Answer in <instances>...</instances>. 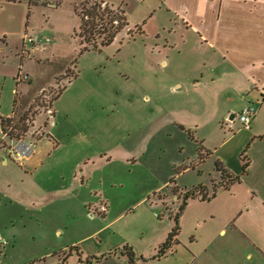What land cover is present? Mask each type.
Masks as SVG:
<instances>
[{
    "label": "rangeland",
    "instance_id": "obj_1",
    "mask_svg": "<svg viewBox=\"0 0 264 264\" xmlns=\"http://www.w3.org/2000/svg\"><path fill=\"white\" fill-rule=\"evenodd\" d=\"M28 7L27 0H0V116L14 113L15 123L26 119L27 131L15 129V135L49 160L44 175L35 178L34 173L30 179L23 169L36 172L40 161L36 157L29 164L14 152L9 155L7 147L20 141L5 137L0 125V264H45L52 246H69L87 236L81 246L95 255L92 264L96 259L130 264L122 254L127 244L134 247L135 264H170L153 260L157 236L170 216L174 226L183 192L202 184L212 191L218 172L214 152L223 141L221 112L234 104L237 115L246 105L233 91L241 90L239 84L226 77L197 84L190 70L198 66L192 62L198 57L185 50L183 55L171 50L165 66L163 53L152 50L151 30L139 35L123 29V37L94 50L81 42L70 0L58 9L33 10L26 32ZM85 8H76L79 17ZM181 32L171 39L180 41ZM29 37L47 43L36 51ZM92 41L99 45L102 40ZM21 65L30 80L18 84ZM58 152L62 160L51 161L49 155ZM65 155H86L88 161L66 176L71 162ZM102 202L109 207L105 221L98 210ZM187 235L181 232L180 239L187 242ZM67 250L59 255L67 264H88L75 247ZM47 261L60 264L57 257Z\"/></svg>",
    "mask_w": 264,
    "mask_h": 264
},
{
    "label": "crops",
    "instance_id": "obj_2",
    "mask_svg": "<svg viewBox=\"0 0 264 264\" xmlns=\"http://www.w3.org/2000/svg\"><path fill=\"white\" fill-rule=\"evenodd\" d=\"M9 1L21 3L26 0ZM27 1L29 7L26 32L29 31V19L33 10L38 7L58 9L65 3V0H52L55 5L50 6ZM95 2H103L119 9L126 21L124 30L134 31L139 35L151 30L155 40L152 50H157V54L163 53L165 60L162 61L165 66L166 60L171 61V50L176 49L177 54L181 55L185 50V55L198 57L197 60H192L198 66L190 70L194 82L199 84L210 80L215 83L219 80L225 81L223 77L235 79L241 90L233 91L240 94L246 103L244 107L252 105L256 108L248 130L243 129L238 120L241 111L237 115L234 114V104L222 110L219 129L223 134V141L215 149V165L220 164L230 181L224 180L222 173L217 172V176L212 180V191L209 186L202 184L206 188L207 199L197 197L187 202L179 217L180 231L171 249L161 259L154 261H168L170 264H264V0H70L79 19V26L81 17L76 8ZM181 30L180 41H177L176 37L171 39L173 34ZM45 31L49 32L47 29ZM122 35L123 31L116 39L123 37ZM189 37L195 38L194 42L188 41ZM46 43L38 42L34 45L35 50H40V44ZM21 51L23 54L28 52L23 51V48ZM22 70L21 65L19 72H23ZM61 76L63 75L58 78ZM179 86L176 84L174 89L181 91ZM229 86L233 88L232 84ZM44 91L42 88L40 92ZM210 97L213 100V93H210ZM230 102L233 101L230 99ZM50 109L52 114L53 107ZM14 116L13 113L12 116L4 118ZM50 117L51 115L49 120ZM49 136L52 139L51 135ZM84 141L86 142V139ZM69 142L70 146L74 145L73 140ZM13 144L14 146L6 149L9 155H13V152L17 155L21 151L18 142ZM59 147L60 145L55 152L59 151ZM9 150H12V154ZM3 155V162H8L4 152ZM207 155L212 156L209 152ZM63 156L58 152L50 154L49 158L51 161H61ZM36 157L40 161L36 172L25 166L23 169L30 179L31 176H43L46 169L48 158L43 159L40 154L37 156L33 149L23 158L30 164ZM65 157L71 162L68 165L69 173L64 174L66 176L74 174L78 167L86 165L88 161L86 155L70 159L69 155ZM34 173L37 175L33 176ZM226 183L227 186L221 185ZM46 188L53 190L56 187ZM177 201L180 202L179 199ZM98 210L103 214L105 221L109 207L102 202ZM161 221L164 224V220ZM114 223L115 220L106 227H111ZM173 228L170 216L168 224H164L162 232L157 236L155 252L167 240ZM185 231L188 234L187 242L180 239L181 232ZM98 232L100 230L95 234ZM87 237L71 245L66 243L69 246H60L57 243L47 251L43 261L47 264L49 257H57L60 262L59 255L66 253L68 248L75 247L80 257L86 256L88 264H92L95 255H90L86 248L81 246V242ZM125 246L131 247L136 257L134 247L130 244ZM90 257H93L92 260ZM127 260L129 261L128 257ZM96 262L103 263L98 259ZM30 263L42 264V261L33 260Z\"/></svg>",
    "mask_w": 264,
    "mask_h": 264
},
{
    "label": "trees",
    "instance_id": "obj_3",
    "mask_svg": "<svg viewBox=\"0 0 264 264\" xmlns=\"http://www.w3.org/2000/svg\"><path fill=\"white\" fill-rule=\"evenodd\" d=\"M102 3L95 2L89 5L86 4L87 8H85V10L83 9V11L81 12V20H80L78 35L81 39L82 44L91 45L94 50H100L101 47L103 48L110 46L114 42L116 37L119 35V33H121L126 26V21L124 20L121 11L119 9L112 8L108 5L104 7L102 6ZM96 36H98L102 40L101 43L99 44L100 46L95 41L94 42L92 41ZM86 50H88V47H84L82 51H86ZM69 71L70 69H68V71L64 76H67ZM76 77L77 75H75V78ZM64 89L65 87H63L62 90L57 93L54 99H57L58 95ZM14 117L4 118L0 116V125L2 128V132L3 135L9 138V140L11 141L14 140V138L17 141H21L22 139L21 135L19 133L15 135L14 130L16 129L21 132H26L28 128L26 124L27 120L21 118L19 122L15 123ZM215 167L218 172L222 173L223 179L229 182L230 177L228 176L226 171L221 168L220 164L216 163ZM246 167L247 164L245 163L244 168ZM227 184L228 183L221 185L227 186ZM205 189H206L205 187L199 186L197 188H194L192 190L183 193V201L179 206V210L174 217V222H175L174 228L169 233L167 240L159 247L157 254L153 257V260L161 259L171 249L174 239H176V237L179 234L180 231L179 217L181 213L184 211L187 202L190 199H195L197 197H200L202 200L207 199L208 194L205 193ZM1 250H2V245L0 244V256L2 255ZM123 254H125L128 257L130 264H135L136 257L131 247L125 246L123 249ZM60 264H67L66 258L61 259Z\"/></svg>",
    "mask_w": 264,
    "mask_h": 264
},
{
    "label": "built area",
    "instance_id": "obj_4",
    "mask_svg": "<svg viewBox=\"0 0 264 264\" xmlns=\"http://www.w3.org/2000/svg\"><path fill=\"white\" fill-rule=\"evenodd\" d=\"M31 1L35 3L50 5V6L55 5V3L52 0H31ZM102 6L105 7L106 4L102 3ZM27 42L30 43L31 45H35L36 43L38 42L41 43L43 41L41 38L38 37L36 38L29 37L27 38ZM23 51H25V46H23ZM16 79L18 84L22 83L23 81L27 82L30 80L29 75L21 71L17 74ZM50 113L51 111H49V114ZM255 113H256V108L252 105L246 106L241 110L240 114L238 115V120L241 123L243 129L248 130L250 128V123ZM18 145H19L18 147L21 149L20 153L17 154L18 158L21 159L32 152L31 146L27 143H23V140L18 142ZM9 153L12 154V150H9Z\"/></svg>",
    "mask_w": 264,
    "mask_h": 264
},
{
    "label": "water",
    "instance_id": "obj_5",
    "mask_svg": "<svg viewBox=\"0 0 264 264\" xmlns=\"http://www.w3.org/2000/svg\"><path fill=\"white\" fill-rule=\"evenodd\" d=\"M232 119H234V116H232ZM23 143H25V142L23 141Z\"/></svg>",
    "mask_w": 264,
    "mask_h": 264
}]
</instances>
